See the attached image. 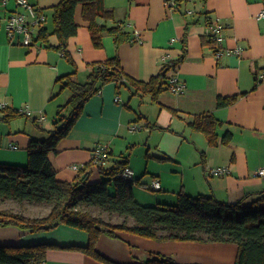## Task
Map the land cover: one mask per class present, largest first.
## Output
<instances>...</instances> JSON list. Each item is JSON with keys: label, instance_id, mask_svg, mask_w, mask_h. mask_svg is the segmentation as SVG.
<instances>
[{"label": "crops", "instance_id": "0c3cea01", "mask_svg": "<svg viewBox=\"0 0 264 264\" xmlns=\"http://www.w3.org/2000/svg\"><path fill=\"white\" fill-rule=\"evenodd\" d=\"M29 1L50 14L49 7L60 0ZM103 4L114 17H100L101 24H121L133 39L137 36L118 49L125 72L149 81L186 50L177 70L168 72V83L176 76L185 89L176 93L166 87L154 99L151 94L134 93V87L119 90L115 82L106 83L85 103L57 150L50 152L58 178L73 181L79 172L74 165L89 163L95 149L104 145L110 151L107 166L127 154V165L143 183L160 180L159 190L134 186L135 197L144 204L176 203L180 193H214L222 201L237 202L264 190V176L258 175L264 167V16H260L264 0H194L172 9L166 0H103ZM189 8L194 11L186 15L184 9ZM17 11L27 12L17 0H0V106L26 115L8 122L0 119V162L25 165L30 139L43 138L55 127L58 108L71 93L61 92L57 78L73 66L62 53L39 41L31 46L20 36L12 41L6 19ZM211 19L226 25L223 47L231 52L220 58L204 39ZM76 20L79 29L69 40V50L75 77L85 82L90 63L113 57L117 50L110 34L104 35L102 48L94 45L81 5ZM47 26L54 28L51 19ZM50 43H59L55 34ZM233 95L238 96L234 103L218 106L219 96ZM208 113L222 121L217 145L190 125L196 115ZM228 131L229 143L224 141ZM217 167L230 172L213 175L211 170ZM91 171V181L102 178L97 166ZM118 235L103 234L96 244L101 255L118 264H141L150 252L171 256L177 264H236L234 242L158 239L123 231ZM89 242L88 232L68 225L35 233L0 227L2 245H52L43 264H111L73 248Z\"/></svg>", "mask_w": 264, "mask_h": 264}, {"label": "trees", "instance_id": "16d2710c", "mask_svg": "<svg viewBox=\"0 0 264 264\" xmlns=\"http://www.w3.org/2000/svg\"><path fill=\"white\" fill-rule=\"evenodd\" d=\"M187 2L190 1L178 0V6ZM79 5L82 6L83 18L89 22L94 45L102 48L104 35L110 34L114 37L117 50L113 57L90 63L91 70L85 82L75 77L76 64L69 50V40L79 29L76 20ZM50 8V14L44 8H37L46 18L38 26L35 38L46 48L62 53L73 66L71 72L57 78V82L62 84L61 92L68 89L71 93L67 102L58 108L55 127L47 130L43 138L30 139L27 164L0 162V198L50 203L52 206L44 216H31L0 208V227L16 226L35 233L51 231L61 225L72 226L88 232L90 236L87 246L73 248L111 264L118 263L101 255L96 244L101 235L118 237V233L122 231L158 239L234 242L238 245L236 264H264V190L248 193L237 202L222 201L214 193L195 196L180 193L176 203L144 204L134 195V186L142 181L136 177L134 182L121 174L128 166L127 154H121L111 166H107L110 159L108 150L105 151L104 158L96 159L93 156L89 163L81 166L73 181L58 178L57 170L50 160V152L56 151L60 140L70 133L85 103L108 82H115L119 90L123 86L134 87V93L151 94L157 99L166 87H170L168 72L172 68L177 70L184 60L186 50L149 81L138 80L125 72L118 52L121 44L137 40V36L133 39L121 24L108 26L99 22L100 17H114L113 11L106 9L103 0H60ZM184 12L187 15L186 9ZM49 19L54 24L52 30L47 26ZM54 34L59 39L57 45L50 43V37ZM204 39L216 48V41L209 35ZM237 98V95L219 96L217 104L227 106ZM0 113H3L0 119L7 122L26 115L19 109L7 106H0ZM190 125L193 129L204 132L210 144H218V127L222 125V121L213 114L196 115ZM231 136L232 133L228 131L224 141L229 143ZM93 166H97L102 174V178L96 181H91ZM94 206L115 212L124 220L120 223L106 220L93 213L91 207ZM129 219L133 220V224L128 222ZM51 246L47 243L0 244V264H43ZM141 264L177 263L171 256L150 252L149 258Z\"/></svg>", "mask_w": 264, "mask_h": 264}, {"label": "built area", "instance_id": "2783aa9c", "mask_svg": "<svg viewBox=\"0 0 264 264\" xmlns=\"http://www.w3.org/2000/svg\"><path fill=\"white\" fill-rule=\"evenodd\" d=\"M177 3L178 0H166V6L168 9H172ZM17 5L23 7V9L27 12L17 11L8 16L6 19L8 36L12 41L17 36H20V41L25 45H34L36 42L35 37L37 36L38 26L41 24L42 20H45V14L39 13L37 10L38 6L31 3L29 0H17ZM187 11L191 13L194 10L189 8ZM28 14L32 15L33 19H29ZM260 16H264V10L260 13ZM225 28L226 25L218 19H211L208 23V35L211 39L216 41L214 53L218 58L225 54V52H231L230 49H224L223 47V43L226 39ZM170 89L176 93L183 92L185 85L176 76H174L170 80ZM106 150H108L106 146L99 145L94 151V157L96 159H101V157L104 158ZM74 168L79 170L81 166L75 164ZM229 172V169L226 167H217L211 170L213 175H225ZM121 174L125 179L136 182L135 171L130 166L125 167ZM258 175L264 176V167L258 170ZM138 185L148 190H159L161 188V182L159 179H153L151 182H140Z\"/></svg>", "mask_w": 264, "mask_h": 264}, {"label": "rangeland", "instance_id": "374dc122", "mask_svg": "<svg viewBox=\"0 0 264 264\" xmlns=\"http://www.w3.org/2000/svg\"><path fill=\"white\" fill-rule=\"evenodd\" d=\"M52 204L50 203H37L24 201L20 202L13 199H1L0 198V208L11 209L13 211L22 212L31 216H44L47 215L51 210ZM93 213L103 217L106 220L112 221L114 223H120L124 220L122 216L115 212H109L99 206L91 207ZM128 222L133 224V220L129 219Z\"/></svg>", "mask_w": 264, "mask_h": 264}]
</instances>
